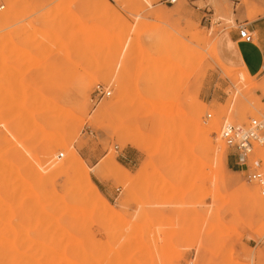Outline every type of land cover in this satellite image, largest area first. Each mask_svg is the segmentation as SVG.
Wrapping results in <instances>:
<instances>
[{"label":"rangeland","instance_id":"rangeland-1","mask_svg":"<svg viewBox=\"0 0 264 264\" xmlns=\"http://www.w3.org/2000/svg\"><path fill=\"white\" fill-rule=\"evenodd\" d=\"M262 15L264 0H0V264H264V195L219 134L264 116V85L219 46ZM248 160L264 175V145Z\"/></svg>","mask_w":264,"mask_h":264},{"label":"crops","instance_id":"crops-1","mask_svg":"<svg viewBox=\"0 0 264 264\" xmlns=\"http://www.w3.org/2000/svg\"><path fill=\"white\" fill-rule=\"evenodd\" d=\"M162 1L167 3V0ZM236 23L237 28L232 33H226L221 37L219 42L220 49L224 52V57L229 64L245 69L258 83L264 85V15L252 21L238 18L236 19ZM239 26H245L253 36L255 35L252 42H244L241 40ZM256 94L263 96L264 102V93L262 90H257ZM117 162L125 166L122 161ZM227 163L231 169L237 170L240 173L243 172L236 165L234 157L228 158ZM94 177L97 181V188L104 196L112 198L121 190L120 188H114L109 180H105L99 176Z\"/></svg>","mask_w":264,"mask_h":264},{"label":"built area","instance_id":"built-area-1","mask_svg":"<svg viewBox=\"0 0 264 264\" xmlns=\"http://www.w3.org/2000/svg\"><path fill=\"white\" fill-rule=\"evenodd\" d=\"M176 0H167L174 3ZM239 36L244 42H252L253 34L245 27L239 26ZM111 95V91L103 84H97L94 89L95 100H100ZM210 117V115H208ZM219 134L224 142L233 150L236 165L243 170L248 180L256 181L261 187L264 195V175L257 169H253L248 163L249 155L256 145H264V116L249 118L245 123L224 122ZM60 156H63L61 153ZM256 166H258L256 164Z\"/></svg>","mask_w":264,"mask_h":264},{"label":"bare ground","instance_id":"bare-ground-1","mask_svg":"<svg viewBox=\"0 0 264 264\" xmlns=\"http://www.w3.org/2000/svg\"><path fill=\"white\" fill-rule=\"evenodd\" d=\"M11 14V11H9V13L7 14V15H10ZM213 49V48H212ZM170 74V73H169ZM170 76H171V74H170ZM123 78H124V76H123ZM123 78H122V80H123ZM125 79V78H124ZM166 80V79H165ZM117 81H118V79H117ZM118 90H120L121 91V94L123 93V91H124V88H123V84L121 83V81H119L118 82ZM119 91V92H120ZM124 96V95H123ZM160 102H161V100H160ZM160 102L158 103L157 102V104H156V102H153V105H154V108H158L159 107V105H160ZM162 104V103H161ZM158 106V107H156V106ZM114 106V105H113ZM113 106H110V105H104L103 106V108H102V110H103V112H105V111H107L109 108L111 109V107H113ZM161 107V106H160ZM102 114V113H101ZM196 115L194 114V117H195ZM197 119V118H196ZM198 120V119H197ZM200 128H203L202 126H200ZM204 129V128H203ZM209 129V128H208ZM210 130H212L211 128H210ZM49 133H51V132H49ZM206 138H209L208 137V134H209V131L208 130H206ZM53 137V136H52ZM221 139H218L217 141H220ZM217 143H219V142H217ZM216 144V143H215ZM214 144V145H215ZM226 144V143H225ZM217 145V144H216ZM227 145V144H226ZM228 146V145H227ZM229 147V146H228ZM213 149H215L214 151H216L218 148L217 147H212ZM233 154V153H232ZM233 156V155H232ZM234 157V156H233ZM77 166H78V164H77Z\"/></svg>","mask_w":264,"mask_h":264}]
</instances>
